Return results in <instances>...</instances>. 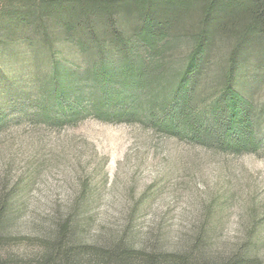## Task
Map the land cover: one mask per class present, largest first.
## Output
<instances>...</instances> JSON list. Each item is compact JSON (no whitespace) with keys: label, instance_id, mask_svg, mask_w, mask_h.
<instances>
[{"label":"trees","instance_id":"obj_1","mask_svg":"<svg viewBox=\"0 0 264 264\" xmlns=\"http://www.w3.org/2000/svg\"><path fill=\"white\" fill-rule=\"evenodd\" d=\"M21 2L0 11V75L22 62L32 86L0 77L10 86H0V100L11 90L29 97L23 105L0 104V130L26 117L48 126L129 118L235 155L262 147L253 105L235 80L243 44L264 41V0ZM129 15L134 24L119 22ZM224 44L228 50L216 52ZM212 68L218 93L201 100ZM14 193L0 198V264H264L252 231L213 249L199 234L178 250L135 247L123 238L88 242L69 220L38 235H15L8 231Z\"/></svg>","mask_w":264,"mask_h":264},{"label":"rangeland","instance_id":"obj_2","mask_svg":"<svg viewBox=\"0 0 264 264\" xmlns=\"http://www.w3.org/2000/svg\"><path fill=\"white\" fill-rule=\"evenodd\" d=\"M21 3L0 0V11ZM119 22L135 20L129 15ZM223 47L216 52L229 48ZM240 56L235 83L257 116L259 151H219L129 118L89 116L62 126L19 118L0 130V198L15 190L8 231L38 235L69 220L88 242L123 238L135 247L167 250L184 248L199 234L211 249L220 248L252 231L264 255V41L243 44ZM21 64H8L0 77L17 78L29 89L32 79ZM218 74L205 71L202 85L209 84L201 100L218 93ZM10 92L0 104L29 99Z\"/></svg>","mask_w":264,"mask_h":264}]
</instances>
